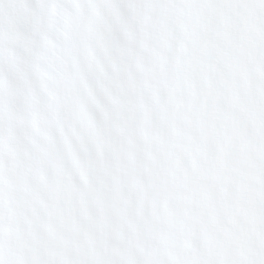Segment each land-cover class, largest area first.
<instances>
[{
  "label": "clouds",
  "instance_id": "9594fccd",
  "mask_svg": "<svg viewBox=\"0 0 264 264\" xmlns=\"http://www.w3.org/2000/svg\"><path fill=\"white\" fill-rule=\"evenodd\" d=\"M0 264H264V0H0Z\"/></svg>",
  "mask_w": 264,
  "mask_h": 264
}]
</instances>
